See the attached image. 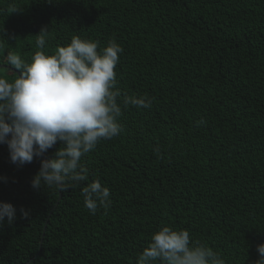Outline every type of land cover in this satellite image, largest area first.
<instances>
[{
	"label": "trees",
	"instance_id": "16d2710c",
	"mask_svg": "<svg viewBox=\"0 0 264 264\" xmlns=\"http://www.w3.org/2000/svg\"><path fill=\"white\" fill-rule=\"evenodd\" d=\"M46 26L48 54L73 36L123 48L122 131L81 158L88 181L66 191L34 190L39 160L14 165L0 145V201L17 210L0 227V264H136L163 226L226 264H253L264 243V0H0V64L8 52L30 60ZM124 96L152 103L125 107ZM94 180L111 195L92 215L81 189Z\"/></svg>",
	"mask_w": 264,
	"mask_h": 264
},
{
	"label": "clouds",
	"instance_id": "9594fccd",
	"mask_svg": "<svg viewBox=\"0 0 264 264\" xmlns=\"http://www.w3.org/2000/svg\"><path fill=\"white\" fill-rule=\"evenodd\" d=\"M47 31V26L42 27L35 35L37 50L30 60L25 61L14 52L6 55V63L19 75L11 81L0 75V145L7 146L14 165L39 160V170L31 180L34 190L43 187L66 191L88 181V169L81 158L101 140H110L122 131V108L117 100L121 92L115 68L123 48L110 40L100 49L96 41L73 36L70 43L58 45L48 54L43 50ZM151 103L147 96H124L122 100L125 107L149 108ZM58 143L60 147L52 157L43 158ZM0 180L7 182L4 177ZM81 195L92 215L98 207L110 205V189L99 180L86 183ZM16 211L11 203L0 201V227L5 223L12 225ZM20 212L25 217L29 215L23 207ZM256 251L259 258L253 264H264V243L257 244ZM155 261L226 264L208 245L191 241L188 230L169 226L152 234L136 264Z\"/></svg>",
	"mask_w": 264,
	"mask_h": 264
},
{
	"label": "water",
	"instance_id": "95a60500",
	"mask_svg": "<svg viewBox=\"0 0 264 264\" xmlns=\"http://www.w3.org/2000/svg\"><path fill=\"white\" fill-rule=\"evenodd\" d=\"M0 67H4V68L12 69V66H10V65H8V64H0ZM14 71H16V70H14ZM17 73H19V72L17 71ZM60 198H61V194H60ZM60 198H59V199H60ZM48 220H49V218H48ZM48 220H47V223L45 224V227H44V232H43V235H42V241H43V237H44V235H45V231H46V229H47ZM30 261H31V260H29L27 263H24V264H28Z\"/></svg>",
	"mask_w": 264,
	"mask_h": 264
}]
</instances>
